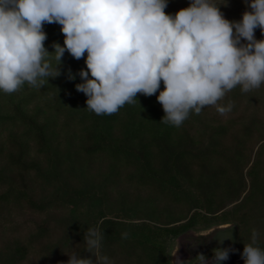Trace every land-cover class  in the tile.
I'll return each mask as SVG.
<instances>
[{"label": "trees", "instance_id": "trees-1", "mask_svg": "<svg viewBox=\"0 0 264 264\" xmlns=\"http://www.w3.org/2000/svg\"><path fill=\"white\" fill-rule=\"evenodd\" d=\"M43 30L49 52L54 43L63 46L61 25L45 23ZM86 56L77 60L65 51L60 75L48 83L25 84L12 94L0 91V205L7 210L23 202L45 212L25 236H4L0 255L20 264L37 248L47 264H65L66 253L92 256L84 233L96 227L103 237L99 256L109 264H172L170 244L186 230L233 222L240 235L248 231L244 214L264 209V86L247 93L237 86L218 101L233 105L227 115L206 106L198 115L190 112L180 127L160 122L163 81L155 94L137 93L136 103L98 116L76 89ZM96 156L109 162L98 176L89 168ZM122 172L127 184L148 188L158 196L154 199L185 202L192 212L175 224L140 215L137 204L114 188ZM35 181L42 189L38 197ZM60 208L63 215L52 212Z\"/></svg>", "mask_w": 264, "mask_h": 264}, {"label": "clouds", "instance_id": "clouds-1", "mask_svg": "<svg viewBox=\"0 0 264 264\" xmlns=\"http://www.w3.org/2000/svg\"><path fill=\"white\" fill-rule=\"evenodd\" d=\"M219 4L190 0L171 15L164 11L167 0H0V91L12 94L25 84L39 88L60 75L65 51L77 60L87 53V67L79 72L83 82L76 89L98 116L136 103L137 93L155 94L161 81L165 87L157 100L165 115L160 122L180 127L190 112L198 115L206 106L226 115L233 105L218 101L227 92L240 86L247 93L264 83V39L254 35L257 27L264 33V0H250L251 11L238 22L226 19ZM45 23H58L64 35L63 46L54 43L53 52L44 46ZM102 238L96 227H89L85 250L96 259L65 252V264H109L97 254ZM258 239L254 229L241 253L244 264H264ZM178 250L174 244L169 255ZM229 251L214 248L212 259L219 264ZM195 260L208 264L203 253ZM173 262L186 264L179 258Z\"/></svg>", "mask_w": 264, "mask_h": 264}, {"label": "rangeland", "instance_id": "rangeland-1", "mask_svg": "<svg viewBox=\"0 0 264 264\" xmlns=\"http://www.w3.org/2000/svg\"><path fill=\"white\" fill-rule=\"evenodd\" d=\"M216 3L219 4V9L222 12L223 16L229 21H240L242 19L243 13L247 11H251L250 9V0L249 4L245 3V0H215ZM190 4V0H167V9H172L176 13L178 10L182 8L188 7ZM254 35L257 40L262 39L264 33L261 32L260 28L257 27L254 30ZM241 43H246V41L241 38ZM264 86V83L261 84ZM42 104V102H41ZM40 104V105H41ZM228 114V113H227ZM226 114V115H227ZM42 156H38L37 159H41ZM97 160L91 163L90 171L92 172L94 169L96 170V175L98 173L106 171L109 166L108 158L105 156H96ZM93 169V170H92ZM95 172V171H93ZM95 178V176H94ZM124 179V172L120 174L119 180L116 182L115 189L122 190L126 193L127 201L130 204H137L138 213L142 216H146V218H157L159 217V223H168L170 221L171 224L180 223L185 221V219L192 212V208L185 202L174 203L166 198L154 199V197H158L155 194H151L150 190L146 187L137 188L133 185L127 184V182L122 181ZM3 187H0V190ZM32 191L35 197H38L42 193L41 185L39 181H35ZM115 189L111 192V194H115ZM154 196V197H153ZM228 205L227 207H229ZM7 206L0 205V240L4 237L11 236H25L31 230H33L36 222L40 221L44 216L45 212H39L36 210H32L26 206L25 203L20 202L16 204H11L9 208L6 210ZM159 208L158 214L154 213V208ZM252 211H247L244 214V226L248 228V231L240 235V231L237 228V233L239 238H241V242H237V248L235 252L230 251L232 257H238L237 255H241L243 252L244 244H248L251 242L252 232L255 229L259 233L258 246L264 247V209H259L256 207L252 208ZM256 209V210H254ZM51 212V211H50ZM47 213L48 215L50 214ZM52 212H55L58 216L64 214L63 209H53ZM157 213V212H156ZM228 224H235L233 222H226L220 224H212L206 228L202 229H189L187 230L190 235H198L208 231L210 228L215 226H223ZM240 226V224H239ZM241 229V228H240ZM179 244V250L176 256L169 255V259L172 264L177 258L180 260L184 257L185 253L183 251L184 243L180 236L175 237L171 244L170 248L174 245ZM37 251H31L27 261H24L20 264H47V261L43 260L40 256V251L36 248ZM39 251V252H38ZM99 251V250H98ZM170 251V249H169ZM100 255V253H97ZM0 255V264H11L12 261L7 260L6 258ZM240 257V256H239ZM93 259H96V256H93ZM178 263V262H177ZM49 264V263H48ZM193 264H197L195 261Z\"/></svg>", "mask_w": 264, "mask_h": 264}, {"label": "flooded vegetation", "instance_id": "flooded-vegetation-1", "mask_svg": "<svg viewBox=\"0 0 264 264\" xmlns=\"http://www.w3.org/2000/svg\"><path fill=\"white\" fill-rule=\"evenodd\" d=\"M219 227L220 226L212 227L208 231L195 236L190 235L188 232H186L187 230L179 234L178 236L182 238V241L184 243L183 251L185 253L181 261L186 262V264H193L196 261L195 257L199 253H203L208 261L212 260V257L214 255L213 249L217 247L229 248L231 251V248L227 245H217L208 248L201 247L208 242L209 238L219 229ZM230 251L229 257H232Z\"/></svg>", "mask_w": 264, "mask_h": 264}, {"label": "water", "instance_id": "water-1", "mask_svg": "<svg viewBox=\"0 0 264 264\" xmlns=\"http://www.w3.org/2000/svg\"><path fill=\"white\" fill-rule=\"evenodd\" d=\"M188 232V231H186ZM217 245H227L232 252L237 248V226L235 224H228L220 226L219 229L209 238L208 242L201 247L208 248ZM208 264H217L213 259L208 261ZM219 264H244L241 257H229L227 260L220 261Z\"/></svg>", "mask_w": 264, "mask_h": 264}]
</instances>
